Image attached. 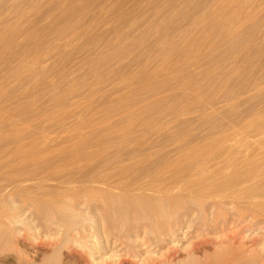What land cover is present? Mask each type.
Segmentation results:
<instances>
[{"label":"rangeland","instance_id":"obj_1","mask_svg":"<svg viewBox=\"0 0 264 264\" xmlns=\"http://www.w3.org/2000/svg\"><path fill=\"white\" fill-rule=\"evenodd\" d=\"M199 198L255 215L221 217L200 263L264 264V0H0V264H76L68 223L113 247L147 224L139 205L172 228Z\"/></svg>","mask_w":264,"mask_h":264},{"label":"bare ground","instance_id":"obj_2","mask_svg":"<svg viewBox=\"0 0 264 264\" xmlns=\"http://www.w3.org/2000/svg\"><path fill=\"white\" fill-rule=\"evenodd\" d=\"M191 149H192V147H191ZM193 150V149H192ZM196 151V150H195ZM198 151V150H197ZM188 154V153H187ZM175 163V162H174ZM169 164H172L171 162L169 163ZM95 178H96V176H95ZM100 178V177H99ZM89 179H91V178H89ZM93 179V178H92ZM97 179H98V177H97ZM100 179H104V178H100ZM94 180V179H93ZM95 181V180H94ZM104 180H102V182H103ZM153 181V180H152ZM96 182H98V180L96 181ZM100 182V181H99ZM150 182H151V180H150ZM147 183H148V181H147ZM89 184V183H88ZM114 184V183H113ZM112 184V185H113ZM142 184V183H141ZM111 185V184H110ZM109 185V186H110ZM136 185H139V184H136ZM147 185V184H146ZM146 185H144V184H142V186H145V187H147ZM152 185V184H151ZM133 186V185H132ZM142 186H141V189L140 190H142L143 188H142ZM108 187V186H107ZM112 187H114V185L112 186ZM130 187V186H129ZM133 187H136L135 185L133 186ZM138 188L140 187V186H137ZM144 187V188H145ZM149 187V186H148ZM147 187V188H148ZM111 188V187H110ZM127 188V187H126ZM150 188H152V187H150ZM156 188V187H155ZM174 188H178V187H174ZM241 188V187H240ZM103 189V188H102ZM115 189V188H114ZM131 189V188H130ZM137 189V188H136ZM154 189V188H153ZM176 189H173V191H176ZM104 190H106V189H104ZM108 190H110L111 191V189H109L108 188ZM113 190V189H112ZM124 190V189H123ZM131 190H133V189H131ZM130 190V191H131ZM138 190V189H137ZM137 190H136V192H137ZM148 190V189H147ZM157 190V189H156ZM191 190H193V189H191ZM195 190V189H194ZM196 190H198V191H200L198 188L196 189ZM99 191H100V189H99ZM109 191V193H108V195L110 194V196L112 195L111 194V192ZM135 191V190H134ZM154 191V190H153ZM158 191V190H157ZM171 191V190H170ZM203 191V190H202ZM59 192V191H58ZM106 192H108V191H106ZM141 192V191H140ZM142 192H144V191H142ZM148 192V191H147ZM146 192V193H147ZM155 192V191H154ZM183 192V191H182ZM192 193H193V191H191ZM197 192V191H196ZM201 192V191H200ZM121 193V192H120ZM120 193H119V196H117V197H120ZM127 193H129L130 195H133V194H131L132 193V191L131 192H129V190H127ZM150 193V192H149ZM158 193H161L160 192V190H159V192ZM171 193V192H170ZM177 193H178V191H177ZM176 193V194H177ZM203 194L205 193V191L204 192H202ZM202 193L200 194V193H197V196L198 195H202ZM209 193V192H208ZM104 194H106V193H104ZM134 194H135V192H134ZM137 194V195H136ZM135 195V197L137 198V196L139 195L138 193H136ZM141 194V193H140ZM144 194V193H143ZM156 195H158L157 193H155ZM169 194V191L167 192V195H165L166 196V199H167V196H169L168 195ZM175 194V193H174ZM174 194H171V195H174ZM124 195H126V194H124ZM128 195V194H127ZM188 195V194H187ZM195 195H196V193L194 194V198H195ZM140 196V195H139ZM138 196V197H139ZM149 196V195H148ZM164 196V195H163ZM162 196V197H163ZM176 196V195H175ZM184 196V195H183ZM232 196H236V195H232ZM113 197V196H112ZM111 197V198H112ZM116 197V198H117ZM122 197V199H124L123 198V196H121ZM120 197V198H121ZM124 197H126V196H124ZM127 197H130V196H127ZM141 197V196H140ZM152 197H153V193H152ZM161 197V196H160ZM180 197H181V195H180ZM187 197V196H186ZM188 197H190L189 195H188ZM199 197V196H198ZM227 197V196H226ZM234 197L232 198L233 200L232 201H234ZM120 198H118V200L120 199ZM131 198V197H130ZM132 198H134L133 196H132ZM155 198V197H154ZM153 198V199H154ZM179 198V197H178ZM216 198V197H215ZM254 198H256V196H254ZM126 199V198H125ZM135 199V198H134ZM145 199H146V197H145ZM153 199L151 200L152 202H154L153 201ZM159 198H157V200H158ZM160 199H163V198H160ZM172 199V198H171ZM180 199H182V198H180ZM200 200H196L195 201V203L197 204V210H196V212H191V214H189L188 215V217L186 218V219H184V220H182V222L180 223V224H178V225H174L175 227H172V228H170V226H169V228H161L159 225H158V219H160L161 217L163 218V219H165L163 216H173V210L171 211V212H169V211H167L166 210V208L164 207L165 206V204H164V202H161L164 206H161V207H159V204H157L158 205V207L157 206H155V207H157V209L156 210H152L151 208H146L145 206L146 205H149V204H146L145 206H144V204H143V206H141V205H139L140 206V210H141V212H142V215H145L146 217H147V224H145L144 226H142V227H140L139 229H137V230H131L132 228H130V230H131V233H129L128 235H126V238L124 237V236H122V237H124L125 239L124 240H121L120 242H119V240H117V238H116V241H115V244H114V246L113 247H111L110 245H106L105 243V245H99L98 243L97 244H95L96 242H94V245H92V246H88V245H86L85 244V242L87 241V238H88V236H90V234L89 233H92L91 231H92V227H91V225L92 224H90L89 223V219L90 218H88V217H81V218H79L78 220H76L75 222H73L72 224H69L68 223V225L66 226V230H64V235H65V245H66V247L68 248V253H69V255L71 254L72 255V257H74L75 258V262H76V264H91L90 262H88V260L86 259V257H85V251H88L91 255H93L94 257H100L101 259H102V261L100 260V263L99 264H138V262L136 261V259L135 258H138L139 256H141L142 257V262L143 263H140V264H201L200 262H201V259H203V258H201L200 259V257L199 256H204V258L205 257H207V258H205V260L206 259H208V260H210L209 258L211 257V255H214V254H218V253H220V252H222V250L221 249H219L220 248V246L218 247L217 246V248L215 247L214 249H212V247H210L209 245H207L208 243H209V235H210V238H211V234L212 233H219V231L221 230V233L223 232L222 231V229H220L221 227H219V221H220V219H221V217L223 218V225H225V224H228V225H242L243 226V224H246V226L248 225V226H253L255 223H254V221H253V219L255 218V215L253 214L254 212H249L251 209H249V210H246V208L244 207V209L242 208H239L238 209V211L237 212H235V214H233V215H229L224 209H223V205L219 202V201H217V202H212L213 204L211 205V206H207L206 205V200H204V199H202V198H199ZM211 199V198H210ZM261 199V198H260ZM259 199V200H260ZM53 200V199H52ZM110 199H108V202H110L109 201ZM114 200L115 201H117L115 198H114ZM127 200V199H126ZM144 200V199H143ZM148 200V199H147ZM165 200V199H164ZM175 200V199H174ZM177 200V199H176ZM185 201H189L188 199L186 200V199H184ZM258 200V199H257ZM112 201V200H111ZM120 202H121V200H119ZM138 201V200H137ZM165 201H167V200H165ZM168 201H170V200H168ZM178 201H179V199H178ZM178 201H175V202H178ZM221 201H224V200H221ZM253 201H255V200H253ZM262 201H263V199H262ZM130 202V201H129ZM150 202V201H149ZM159 202V201H158ZM171 202H172V200H171ZM174 201L172 202L173 204L175 203ZM180 202V201H179ZM191 202H192V199H191ZM208 202V201H207ZM225 202V201H224ZM223 202V203H224ZM237 202V201H236ZM241 202H243L242 200H241ZM246 202V201H245ZM245 202H243V203H245ZM249 202V201H248ZM248 202H246L247 204H249ZM113 203V201L111 202V204ZM122 203L124 204V202L122 201ZM131 203V202H130ZM129 203V204H130ZM134 205H136L135 203H141V201L140 202H132ZM146 203H147V201H146ZM154 203H156V202H154ZM168 203V202H167ZM171 203V204H172ZM234 203H235V201H234ZM233 202L232 203H230V204H234ZM254 204H255V202H253ZM121 204V203H120ZM126 204H128V202L126 203ZM133 204H132V206H133ZM172 204V206H174ZM176 204V203H175ZM177 204H179V203H177ZM177 204L175 205V206H177ZM235 204H237V203H235ZM247 204H244V205H247ZM260 204H264V202H260ZM115 205V204H114ZM116 205H117V203H116ZM138 205V204H137ZM161 205V204H160ZM169 205V204H168ZM181 205V204H180ZM191 205V204H190ZM227 205V204H226ZM243 205V204H242ZM249 205H251V204H249ZM110 206V205H109ZM109 206H108V208H109ZM121 206V205H120ZM123 206V205H122ZM170 206V205H169ZM175 206H174V208H175ZM235 206V205H234ZM233 206V207H234ZM254 206V205H253ZM111 207H113V205L112 206H110V208ZM116 207V206H115ZM123 207H126L125 205L123 206ZM128 207V206H127ZM138 207V206H137ZM136 207V208H137ZM148 207V206H147ZM153 207H154V205H153ZM152 207V208H153ZM178 207V206H177ZM180 207V206H179ZM247 207V206H246ZM255 207V206H254ZM261 207V206H260ZM117 208H118V206H117ZM133 207H131V209H132ZM182 208H183V206H182ZM236 208V207H235ZM251 208V207H250ZM258 208V207H257ZM123 210L122 208H119V210ZM135 209V208H134ZM169 209V208H168ZM176 209V208H175ZM117 210V209H116ZM120 210V212H121V214H119V215H121L122 216V221H120V224H122L123 225V222L125 223L126 222V218H125V214H123L122 212L123 211H121ZM126 210H128V208L126 209ZM138 210V209H137ZM185 210V209H184ZM233 210V209H232ZM176 211H177V209H176ZM175 211V212H176ZM186 211V210H185ZM253 211V210H252ZM263 211V210H262ZM47 212V211H46ZM129 212V211H128ZM128 212H127V214H128ZM133 212V211H132ZM139 212V211H138ZM188 212V211H187ZM229 212V211H228ZM260 213H261V211H259ZM7 213V212H6ZM131 213V212H130ZM134 213H136V212H133V214ZM140 213V212H139ZM139 213H137V214H139ZM177 213V212H176ZM175 213V214H176ZM179 213V212H178ZM231 213V212H230ZM264 213V212H263ZM13 214H14V212H13ZM107 214V213H106ZM132 214V213H131ZM130 214V215H131ZM259 214V213H258ZM81 215H82V213H81ZM110 215V214H109ZM129 215V216H130ZM140 215H141V213H140ZM181 215V214H180ZM262 215H264V214H262ZM107 216H108V214H107ZM112 216V215H111ZM114 216V215H113ZM175 217L177 216V215H174ZM55 217V214H54V212H49V210H48V212L46 213V218H47V220L49 221V218H54ZM105 217V216H104ZM140 217V216H139ZM45 218V219H46ZM92 218H93V216H92ZM91 218V219H92ZM101 218V217H100ZM116 218H118V217H116ZM115 218V219H116ZM121 218V217H120ZM179 218V217H178ZM178 218H176V219H178ZM185 218V217H184ZM261 218V217H260ZM104 219L105 218H103V221H104ZM110 219V218H109ZM112 219V218H111ZM167 219V218H166ZM52 220V219H51ZM101 220V219H100ZM99 220V221H100ZM118 220V219H117ZM116 220V221H117ZM120 220V219H119ZM142 220V219H141ZM140 220V221H141ZM146 220V219H145ZM171 220V219H170ZM172 220H173V218H172ZM175 220V219H174ZM53 221V220H52ZM103 221H102V223H103ZM115 221V222H116ZM137 221V220H136ZM139 221V220H138ZM137 221V222H138ZM177 221V220H176ZM101 222V221H100ZM133 222V221H132ZM132 222H131V224H132ZM141 222H143V221H141ZM159 222H161V221H159ZM21 223V222H20ZM96 223V222H95ZM117 223H118V221H117ZM127 223V225L126 226H128L129 224H128V222H126ZM135 223V222H134ZM179 223V222H178ZM254 223V224H253ZM131 224H130V226H131ZM166 225V224H165ZM259 225V224H258ZM62 225L60 224L58 227H61ZM97 226V225H96ZM125 226V225H124ZM167 226V225H166ZM48 228H49V225L47 226ZM99 227V226H98ZM115 227V226H114ZM113 227V228H114ZM135 227V226H134ZM224 227V226H223ZM255 227V226H254ZM256 227H257V225H256ZM100 228V227H99ZM129 228V227H128ZM226 228V227H225ZM224 228V229H225ZM229 228H233V227H229ZM240 228V227H239ZM248 228V227H247ZM251 228H253V227H251ZM62 229V228H61ZM65 229V228H64ZM125 229H126V227H125ZM134 229V228H133ZM120 230V229H119ZM129 230V231H130ZM241 230V229H240ZM262 230V229H261ZM260 230V231H261ZM56 231H57V233H60V231H59V229L56 227ZM102 232H103V230H101ZM109 231V230H108ZM122 231H124V230H122ZM227 231H228V228H227ZM230 231V230H229ZM232 231H233V229H232ZM259 231V232H260ZM262 231H264V230H262ZM63 232V231H62ZM99 232V231H98ZM102 232L100 233V234H102ZM121 232V231H120ZM245 232V231H244ZM253 232V231H252ZM258 231H256V233H257ZM104 233V232H103ZM224 233V232H223ZM233 233L234 234H232V237H229V236H231V235H229L228 236V233H225V235L224 236H228V237H226V239H224L223 237H221L222 238V242H220L219 244L220 245H222L221 246V248H223V245L227 242V241H230V245H233L234 246V248L236 249L237 248V246L238 245H236L235 243H237L236 241H235V239L237 240L238 238H237V236H238V232H234L233 231ZM240 234H239V237H241L240 235H241V233H243V231L242 232H239ZM249 233V232H248ZM264 233V232H263ZM21 234V233H20ZM93 234V233H92ZM92 234H91V236H92ZM100 234H98V235H100ZM108 234H109V232H108ZM126 233H124V234H122V235H125ZM230 234V233H229ZM254 234H255V231H254ZM259 234H261V232L260 233H258V234H256V236L255 237H257V235H259ZM118 235V234H117ZM120 235V234H119ZM245 235V234H244ZM94 236H96V234H94L93 235V237ZM222 236H223V234H222ZM243 236V235H242ZM245 236H247L248 237V235L246 234ZM252 236V235H251ZM254 236V235H253ZM115 237H117V236H115ZM121 237V236H120ZM122 237H121V239H122ZM259 237V236H258ZM49 238V237H48ZM51 238V237H50ZM232 238V240H230ZM235 238V239H234ZM100 239V238H99ZM109 239V238H108ZM120 239V238H119ZM234 239V240H233ZM242 239V238H241ZM248 239H249V237H248ZM252 239V238H251ZM258 240H259V238H257ZM189 240H191V241H189ZM216 241H214V242H217V244H218V242H219V239H215ZM238 240H240V238L238 239ZM102 241V240H101ZM111 241V240H110ZM190 242V247H186V253H184L183 251H182V249H184L185 247V243L186 242ZM252 241H254V240H252ZM251 241V242H252ZM99 242V241H98ZM105 242V241H104ZM210 242H212V241H210ZM240 242H241V240H240ZM258 242V241H257ZM87 243V242H86ZM114 243V242H113ZM213 243V242H212ZM211 243V244H212ZM244 243V242H243ZM256 243V242H255ZM254 243V245H256ZM90 244V243H89ZM107 244H108V242H107ZM239 244V243H238ZM247 244V243H246ZM249 244H251V243H249ZM240 245V247H241V244H239ZM160 247L161 248V250H163L162 252L163 253H161V255H160V258H155L154 260H151V254H153L154 253V251H155V248L156 247ZM187 246V245H186ZM216 246V245H215ZM214 247V246H213ZM230 247V246H229ZM229 247L228 246H224V248H226L225 250H227V251H230L231 252V250H228L229 249ZM159 248V249H160ZM238 248H239V246H238ZM157 249V248H156ZM243 249H245V248H243ZM249 249V248H248ZM236 250H238V249H236ZM249 250H251V249H249ZM253 250V249H252ZM57 251V250H56ZM181 251H182V253H181ZM233 251V250H232ZM243 251V250H242ZM248 252V251H247ZM246 252V253H247ZM254 252V251H253ZM55 253V252H54ZM156 253H157V251H156ZM213 253V254H212ZM223 253H225V252H223ZM227 253H229V252H227ZM236 253V252H235ZM244 253V252H243ZM249 253V252H248ZM255 253V252H254ZM58 254V253H57ZM59 254H60V252H59ZM89 254V255H90ZM90 255V256H91ZM159 255V254H158ZM226 255H227V257H226ZM231 255V254H230ZM233 255V254H232ZM243 255V254H242ZM57 256V255H56ZM59 256V255H58ZM145 256H148L147 258H144ZM222 256V254L220 255V257ZM224 256V255H223ZM240 256V255H239ZM245 256V255H244ZM250 256V255H249ZM154 257V256H153ZM217 257V256H216ZM224 257H226L225 258V260L229 257L228 256V254H225V256ZM224 257H222L221 259L223 260L224 259ZM59 258V257H58ZM58 258H57V261L59 262V260H58ZM91 258V257H90ZM213 257H211V259H212ZM218 258V257H217ZM217 258H214V259H212V260H217ZM237 258H238V256H237ZM229 259H230V257H229ZM228 259V260H229ZM235 259V258H234ZM244 259V258H243ZM49 260V259H48ZM91 260V259H90ZM200 260V261H199ZM238 260V259H237ZM99 261V260H98ZM232 261V260H231ZM239 261V260H238ZM45 262H46V260H45ZM47 262H49V261H47ZM60 262H61V260H60ZM214 262V261H213ZM218 262V261H217ZM221 262V261H220ZM226 262V261H225ZM207 263V262H206ZM209 263H212V261L211 262H209ZM223 263V262H222ZM59 264V263H58ZM61 264V263H60ZM226 264V263H225Z\"/></svg>","mask_w":264,"mask_h":264}]
</instances>
